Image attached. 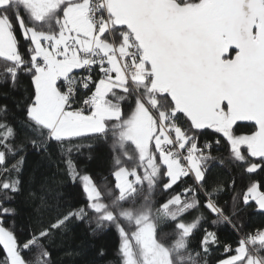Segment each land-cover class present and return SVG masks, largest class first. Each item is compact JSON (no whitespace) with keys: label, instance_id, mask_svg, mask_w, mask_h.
I'll use <instances>...</instances> for the list:
<instances>
[{"label":"snow or ice","instance_id":"6c2138e0","mask_svg":"<svg viewBox=\"0 0 264 264\" xmlns=\"http://www.w3.org/2000/svg\"><path fill=\"white\" fill-rule=\"evenodd\" d=\"M245 213L264 0H0V264H64L82 225L109 264H264Z\"/></svg>","mask_w":264,"mask_h":264},{"label":"trees","instance_id":"16d2710c","mask_svg":"<svg viewBox=\"0 0 264 264\" xmlns=\"http://www.w3.org/2000/svg\"><path fill=\"white\" fill-rule=\"evenodd\" d=\"M247 129H241L240 131H246ZM103 149L98 150L96 155H102ZM82 163L80 167L82 169H88L93 174L96 171V162L87 159V153L82 158ZM31 168V163L29 164ZM28 173L26 172V177ZM243 222L248 224L252 230L255 227L264 226V217L257 215L249 216L247 213L243 214ZM254 226V227H253ZM116 240L113 235L109 234L103 237H91L89 236L84 226L82 225L74 233L70 234L69 238L65 241L64 248L72 251L75 250L80 253V255L66 257L63 251H58V258L64 261V264H109L110 261L116 259L115 253ZM103 247L105 250L104 258H100L97 255V250ZM223 249H218L212 255V264H215L216 258H223Z\"/></svg>","mask_w":264,"mask_h":264}]
</instances>
